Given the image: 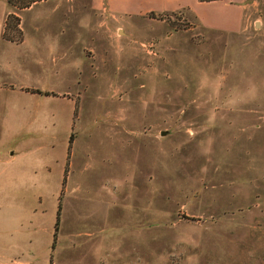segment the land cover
I'll list each match as a JSON object with an SVG mask.
<instances>
[{
	"label": "rangeland",
	"instance_id": "obj_1",
	"mask_svg": "<svg viewBox=\"0 0 264 264\" xmlns=\"http://www.w3.org/2000/svg\"><path fill=\"white\" fill-rule=\"evenodd\" d=\"M223 1L234 26L0 0L1 241L29 264H264V0Z\"/></svg>",
	"mask_w": 264,
	"mask_h": 264
},
{
	"label": "crops",
	"instance_id": "obj_2",
	"mask_svg": "<svg viewBox=\"0 0 264 264\" xmlns=\"http://www.w3.org/2000/svg\"><path fill=\"white\" fill-rule=\"evenodd\" d=\"M48 1L49 0H45L44 2H48ZM41 2L44 3L43 1ZM106 2L107 5L111 8V10H113L115 13H121V14H135V13L145 14L151 11L155 13L173 12V11L189 8L195 14L197 19H199L200 21L212 20L211 17H208L209 20L206 19L203 8L207 9V7H210L211 5H219V11H221V15H219V20H212V21H217L219 22V25H223V26L236 25L239 16L238 15L239 7L223 0L213 1V2L210 1L202 2L200 0H106ZM38 5L40 4H38L37 2L28 9L23 11L28 10L30 12L34 7H37ZM233 10L236 11L237 13L235 12L233 16L227 15L226 12ZM210 15H212V13ZM40 33L41 35L49 34L46 32L35 31L34 35L38 36ZM51 35L56 37L55 34H51ZM41 38L43 39V37ZM44 38L47 39L48 37H44ZM32 45L34 49L37 48L39 50L49 49L47 47L52 46V44L48 42L45 47L44 44L40 41H38V43H32ZM3 80L4 79L0 80V87H2L1 86L2 84L5 85L4 83H6V82H2ZM8 232L10 235V230ZM4 237L5 236H3V238ZM15 243L16 242H14V240H7V241L0 240V264H29L30 261H32L31 258L34 257L30 253L28 254V253H23L22 251L20 252L17 251ZM23 258L26 259L22 261Z\"/></svg>",
	"mask_w": 264,
	"mask_h": 264
},
{
	"label": "trees",
	"instance_id": "obj_3",
	"mask_svg": "<svg viewBox=\"0 0 264 264\" xmlns=\"http://www.w3.org/2000/svg\"><path fill=\"white\" fill-rule=\"evenodd\" d=\"M5 1L17 10H24V9L29 8L31 5L37 2L43 1V0H5ZM200 1L209 2L212 0H200ZM17 26H18V18L14 16V14H10L5 21V29L3 32V38L7 40H11L12 38L10 36L13 35L14 33H18L17 31H19ZM35 93L47 95L46 93H42L40 91H37ZM71 140L72 138L69 139V144L72 142ZM68 152H69V148H67V153ZM59 222H60V206L58 205L57 210H56V215H55V222H54V238L56 237V234L58 232ZM54 240L51 244V250L54 249V243H55Z\"/></svg>",
	"mask_w": 264,
	"mask_h": 264
},
{
	"label": "water",
	"instance_id": "obj_4",
	"mask_svg": "<svg viewBox=\"0 0 264 264\" xmlns=\"http://www.w3.org/2000/svg\"><path fill=\"white\" fill-rule=\"evenodd\" d=\"M166 134V132H162L161 135L164 136Z\"/></svg>",
	"mask_w": 264,
	"mask_h": 264
}]
</instances>
